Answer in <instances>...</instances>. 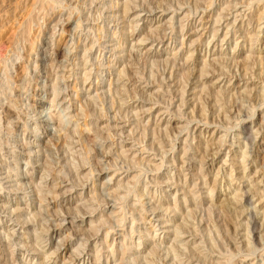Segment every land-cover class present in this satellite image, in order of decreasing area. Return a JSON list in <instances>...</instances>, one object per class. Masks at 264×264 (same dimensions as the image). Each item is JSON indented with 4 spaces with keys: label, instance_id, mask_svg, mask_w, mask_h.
I'll return each instance as SVG.
<instances>
[{
    "label": "rangeland",
    "instance_id": "1",
    "mask_svg": "<svg viewBox=\"0 0 264 264\" xmlns=\"http://www.w3.org/2000/svg\"><path fill=\"white\" fill-rule=\"evenodd\" d=\"M0 3V264H264V0Z\"/></svg>",
    "mask_w": 264,
    "mask_h": 264
},
{
    "label": "bare ground",
    "instance_id": "2",
    "mask_svg": "<svg viewBox=\"0 0 264 264\" xmlns=\"http://www.w3.org/2000/svg\"><path fill=\"white\" fill-rule=\"evenodd\" d=\"M2 1V0H1ZM21 1V0H20ZM6 2V1H5ZM24 2V1H23ZM3 3V2H2ZM4 4V3H3ZM3 4H1L0 3V6L1 7H3ZM5 7V6H4ZM221 8V7H220ZM225 10V9H224ZM237 10V9H236ZM11 13V12H10ZM228 13V12H227ZM223 14V13H222ZM135 15V14H134ZM136 18H137V16H135ZM252 18V17H251ZM239 29V28H238ZM220 31V30H219ZM223 35V34H222ZM251 37V36H250ZM261 41V40H260ZM212 45H214L215 47H216V44L215 43H213ZM256 45V44H255ZM184 47V46H183ZM214 47V48H215ZM182 48V47H181ZM150 49H148V51H149ZM220 51V50H219ZM210 53V52H209ZM216 52H213V53H211V54H215ZM217 60H219V57H218V59ZM212 64H214V63H212ZM206 65H207V63H206ZM261 65V64H260ZM208 68V67H207ZM16 69V68H15ZM125 70V69H124ZM123 70V71H124ZM217 70V69H216ZM239 71V70H238ZM122 73V72H121ZM120 73V74H121ZM210 73V72H209ZM253 73V72H252ZM246 74H247V72H246ZM201 75H203L202 73H201ZM204 77V76H203ZM64 79V78H63ZM222 79V78H221ZM261 79H262V77H261ZM260 79V80H261ZM197 81V80H196ZM221 81V80H220ZM201 82V81H200ZM217 82H218V80H217ZM221 82H223V80L221 81ZM246 82V81H245ZM263 82V81H262ZM202 85V84H201ZM147 87V86H146ZM115 90H117V89H115ZM205 90V89H204ZM90 91V90H89ZM138 91V90H137ZM58 92V91H57ZM183 92V91H182ZM209 92V91H208ZM219 92V91H218ZM220 93V92H219ZM60 96V95H59ZM195 98V97H194ZM200 98V97H199ZM224 100V99H223ZM54 101V100H53ZM167 101V100H166ZM13 103V102H12ZM199 103V102H198ZM86 104V103H85ZM89 104V103H88ZM219 104V103H218ZM173 105V104H172ZM196 105V104H195ZM216 105V104H215ZM84 106V105H83ZM17 108V107H16ZM207 109V108H206ZM168 110V109H167ZM205 110V109H204ZM4 111H5V113L6 114H12L13 115V112H15V111H13V109L11 108V107H9V106H5L4 107ZM83 111V110H82ZM224 112V111H223ZM2 113V112H1ZM40 113V112H39ZM164 113H166V112H164ZM203 113H204V111H203ZM11 115V116H12ZM18 115V114H17ZM263 115V114H262ZM17 117V116H16ZM39 117V116H38ZM84 117H85V115H84ZM1 118H2V116H1ZM162 118V117H161ZM220 118V117H219ZM234 118V117H233ZM18 119H19V117H18ZM200 119V118H199ZM3 124V123H2ZM117 126V125H116ZM260 126L263 128L264 127V117L263 118H261V121H260ZM181 127V126H180ZM195 127V126H194ZM261 127H260V129H261ZM3 128H5V127H3ZM196 128H198L197 126H196ZM251 128V127H250ZM122 129H123V127H122ZM162 129V128H161ZM195 129V128H194ZM259 129V130H260ZM194 131V130H193ZM124 132V131H123ZM155 132V131H154ZM215 132V131H214ZM70 133V132H69ZM121 134V133H120ZM202 134V133H201ZM261 134H263V133H261ZM264 135V134H263ZM68 136H69V134H68ZM121 136V135H120ZM133 138V137H132ZM144 139V138H143ZM79 140V139H78ZM224 140V139H223ZM73 141V140H72ZM66 142V141H65ZM76 142V141H75ZM75 142H73V143H75ZM209 143V142H208ZM26 146V145H25ZM220 146V145H219ZM207 147V146H206ZM130 151V150H129ZM122 153V152H121ZM44 154V153H43ZM107 155V154H106ZM211 155V154H210ZM108 156V155H107ZM109 158V157H108ZM207 158V157H206ZM262 158V157H261ZM263 160V159H262ZM261 160V161H262ZM263 163H264V161H262ZM182 163H184V161L182 162ZM262 164V163H261ZM160 166V165H159ZM261 168V167H260ZM262 170L264 169V165L262 166V168H261ZM260 169V170H261ZM246 172V171H245ZM259 175V174H258ZM262 175H264V174H262ZM174 178V177H173ZM203 179V178H202ZM260 181V180H259ZM262 181V180H261ZM260 181V182H261ZM169 182V181H168ZM217 182V181H216ZM263 182V181H262ZM164 183V182H163ZM205 183V182H204ZM128 185V184H127ZM215 185H217V184H215ZM211 186H214V185H211ZM241 186V185H240ZM258 185H256L255 184V186H253V191H254V194L255 195H257V196H259L260 194L258 193V187H257ZM260 186V185H259ZM124 187V186H123ZM194 189V188H193ZM209 190H210V192L212 191L210 188H208ZM215 189V188H214ZM250 189H252V188H250ZM262 189V188H261ZM198 190V189H197ZM190 191V190H189ZM248 191H249V188H248ZM264 191V190H263ZM241 191H239V193H240ZM113 193V192H112ZM186 193V192H185ZM210 194V193H209ZM253 194V193H252ZM261 194H264L263 192H261ZM243 195V194H242ZM214 196V195H213ZM212 196V197H213ZM239 196V195H238ZM254 196V195H253ZM201 197V196H200ZM240 197V196H239ZM238 197V198H239ZM261 197V196H260ZM235 198H237V197H235ZM191 199V198H190ZM199 199V198H198ZM209 199V198H208ZM232 199H234V198H232ZM187 200V199H186ZM235 200H237V199H235ZM188 201V200H187ZM193 201V200H192ZM190 202H191V200H190ZM235 202V201H234ZM241 202H242V200H241ZM178 203V202H177ZM258 203H260V202H258ZM213 204V203H212ZM211 204V205H212ZM175 206V205H174ZM174 206H172V207H174ZM157 207V206H156ZM156 207H154V208H156ZM171 207V208H172ZM177 207V206H176ZM195 207V206H194ZM211 206H209L208 208H210ZM171 208H169L168 207V209H171ZM207 208V209H208ZM212 208V207H211ZM1 209V208H0ZM138 210V209H137ZM190 210V209H189ZM222 210H224V209H222ZM176 211V210H175ZM174 211V212H175ZM58 212V211H57ZM85 212V211H84ZM135 212V211H134ZM196 212V211H195ZM225 212V211H224ZM244 212V211H243ZM253 212V211H252ZM251 212V213H252ZM190 213V212H189ZM219 213V212H218ZM227 213V212H226ZM229 213V212H228ZM225 214L224 216H225V222H228L229 224H227L228 225V228H227V233L225 234V235H227L226 236V238H225V236H224V239H225V245H223L222 246V248L224 247V246H226V245H230V243H231V240H232V238L233 237H235V235H237L238 233V227H237V224H235V222H234V220H235V218H234V216H230V214L232 213H230V214ZM237 213V212H236ZM166 214V213H165ZM224 214V213H223ZM243 214V213H242ZM255 214V213H254ZM200 215V214H199ZM231 215H233V214H231ZM239 215V214H238ZM244 215V214H243ZM217 216V215H216ZM222 216V215H221ZM223 216V217H224ZM176 217V216H175ZM186 217V216H185ZM210 217V216H209ZM232 217V218H231ZM12 218V217H11ZM208 218V217H207ZM240 218V217H239ZM184 220H186V219H184ZM252 220H253V223H254V226L252 227V231L253 232H255V231H257V229H256V227H255V223H256V221L257 220H255V217H253L252 216ZM238 221H239V219H238ZM238 221H236V222H238ZM72 223V222H71ZM187 223V222H186ZM202 223V222H201ZM252 223V222H251ZM188 224V223H187ZM133 225V224H132ZM220 225V224H219ZM218 225V226H219ZM239 225H240V223H239ZM262 225H263V229H264V219H263V223H262ZM221 227V226H220ZM240 227V226H239ZM182 228V227H181ZM224 228V227H223ZM242 228V227H241ZM248 228H249V226H248ZM254 228V229H253ZM50 229V228H49ZM220 229V228H219ZM207 230V229H206ZM244 230V229H243ZM247 230V229H246ZM182 231H183V229H182ZM259 231V230H258ZM264 231V230H263ZM240 232V231H239ZM251 233V232H250ZM178 235V234H177ZM176 235V236H177ZM193 235V234H192ZM250 235V234H249ZM247 236V235H246ZM264 237V236H263ZM246 238V237H245ZM223 240V239H222ZM246 240V239H245ZM244 240V241H245ZM62 241H63V239H62ZM224 241V240H223ZM232 243H233V241H232ZM235 243V242H234ZM242 243V242H241ZM238 244H240V243H238ZM238 244H237V246H238ZM246 244H247V242H246ZM11 245V244H10ZM155 245V244H154ZM218 246H221V245H218ZM242 246H244V244L242 245ZM192 247V246H191ZM229 247H231V246H229ZM248 247H249V245H248ZM40 248V247H39ZM218 248V247H217ZM221 248V249H222ZM234 248V252L235 251H238V249H236L235 250V247H233ZM179 249V248H178ZM197 249V248H196ZM230 249V248H229ZM240 249V248H239ZM155 250V249H154ZM175 250H177V249H175ZM193 250V249H192ZM217 250V249H216ZM227 250V249H226ZM225 250V251H226ZM247 250L248 249H246V251L245 252H247ZM257 250V249H256ZM36 251H37V249H36ZM190 251V250H189ZM189 251H188V253H189ZM195 251H197V250H195ZM225 251H223V252H225ZM230 251H231V249H230ZM198 252V251H197ZM196 252V253H197ZM175 253V252H174ZM220 253V252H219ZM194 254V253H193ZM197 254H199V253H197ZM201 254V253H200ZM213 254V253H212ZM225 254V253H224ZM234 253H232V255H233ZM208 255V254H207ZM226 255V254H225ZM196 256V255H195ZM194 257V256H193ZM222 257V256H221ZM264 259V258H263ZM8 261V260H7ZM208 261V260H207ZM206 261V262H207ZM228 261V260H227ZM7 263H9V262H7ZM13 263V262H12ZM201 263V262H200ZM42 264V263H41ZM206 264V263H205Z\"/></svg>",
    "mask_w": 264,
    "mask_h": 264
}]
</instances>
